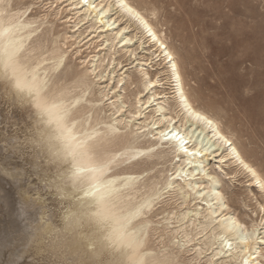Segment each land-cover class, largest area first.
<instances>
[{"label": "bare ground", "instance_id": "6f19581e", "mask_svg": "<svg viewBox=\"0 0 264 264\" xmlns=\"http://www.w3.org/2000/svg\"><path fill=\"white\" fill-rule=\"evenodd\" d=\"M56 2L60 4L58 11H54L57 15L62 13L61 5L66 7L65 10L73 11L74 24L68 25L72 34L68 31L59 34L53 26L44 30V25L49 22V14H27L31 5L21 10L17 5L19 0H6L0 6V159L26 171L22 186L18 188L14 184L21 209L15 214L18 224L6 231L5 247L8 252L16 258L28 252L46 259L54 256L52 260L55 262L69 260L75 264H173L175 253L170 250L175 248V242L180 243L181 253L184 246L202 234L203 239L194 246L196 255L183 262L195 264L205 254L209 255L205 263L217 257L220 264H233L239 259V250L233 247L229 255L223 241L234 243L239 226L244 225L247 230L257 228V236L249 245L250 252L253 256H264L260 247V244H264V236H258L260 222L254 219L251 224H246L233 211L226 192L221 189V179L215 171H208L205 162L215 153V157H220L219 164H233L250 177V186L257 187L263 193L256 180L264 183V178L232 136L224 131L221 122L190 98L174 51L144 10L131 0H87L86 5L82 0ZM122 3L129 4L140 14L156 40L149 36L142 24L125 13L120 7ZM93 5L95 9L103 5L102 12H97ZM112 10H116L117 17H113ZM123 19L125 24L121 26L118 22ZM88 23L97 33L90 40L103 38L101 49L107 48L111 56L108 64H114V55L119 52V47L129 52L130 56L136 53L135 48L128 47L138 33L141 34L140 39H148L166 65L169 75L166 76L172 84L173 95L152 91L143 98L145 91L157 87L161 81L160 78H152L145 68L140 70L138 80L124 72L116 81L114 89L122 88L123 91L138 83L134 101L125 92L117 94L114 91L115 95L108 97L110 93L107 88L118 67L111 70L112 75L110 73L108 78L111 82L101 85L99 96L89 98L90 82L101 84L105 81L107 74L98 68L104 67L108 57L99 54L88 56L89 60L81 61L86 63L82 73L66 63L68 53L73 51V46L79 43V38L84 34L82 26ZM36 24L40 25L39 35L34 32ZM132 26L137 32L128 34ZM161 44L167 46L169 55L173 57L171 64L163 59ZM81 52L78 46L75 53ZM61 57L63 66L57 63ZM14 78H18L21 89L31 90L46 110L38 119H35L34 112L39 110L30 106L26 92H18L11 84ZM87 78L91 79L90 82ZM150 84L152 87H149ZM181 91L187 98L188 113L178 95ZM171 98L174 99L172 104L169 102ZM109 99L111 112L107 114L105 111L103 115V108L98 105ZM123 112L127 114L122 116ZM197 112L213 119L215 132L196 121ZM181 117V137L189 140L190 145L196 139L190 135L194 129L201 137L197 145H211L214 151L205 152L203 157H193L190 146L189 153L185 154L180 151L175 139L170 136L165 140L161 136V132L170 135L174 128V125L167 123L168 120L179 121ZM135 120L137 122L134 123ZM187 124L192 127L185 131ZM41 133L51 139L52 150L57 154L55 169H50L46 161L42 162L30 144L22 154L13 151V145L26 144L33 134ZM220 137L231 140V148ZM231 149H235V155ZM171 155L174 156L171 158ZM168 156L170 159H166ZM161 159L164 162L172 161L173 173L164 176L163 169L153 173ZM190 164H200L202 168L192 175ZM245 165L255 172L254 177L245 170ZM180 170H183L182 176L177 180L175 174ZM54 172L57 173L58 190L53 184L46 183V179H53ZM184 173L189 175L185 178ZM30 189L36 193L35 199ZM201 189L203 195L199 194ZM217 192L226 199V209L216 208L219 203ZM167 194H175L173 198L178 196L183 200L179 207L196 200L202 203H195L194 208L186 210L169 211L162 219L160 217L161 220L155 221L163 207L157 206ZM52 206L58 209L55 215ZM260 206L264 212L263 204ZM172 220L178 225L171 226ZM157 233L164 243L162 250L151 245Z\"/></svg>", "mask_w": 264, "mask_h": 264}, {"label": "rangeland", "instance_id": "374dc122", "mask_svg": "<svg viewBox=\"0 0 264 264\" xmlns=\"http://www.w3.org/2000/svg\"><path fill=\"white\" fill-rule=\"evenodd\" d=\"M131 1L142 11L144 10L143 12L151 20L156 29L163 34L166 44L174 51L190 98L197 106L221 122L224 131L232 136L249 161L259 168L258 170L264 178V0ZM17 5L21 10L31 5V12L35 15L40 16L48 13L49 22L44 25V30L46 27L53 26L59 34L65 31L72 34L70 32L72 29L68 28V25L74 24L73 11L71 12L69 9L65 10L66 7L64 8V5H61L63 9L62 13L57 15L56 12L60 4L56 0H19ZM34 5H39V7H33ZM31 12L28 11L27 14ZM111 14L113 17L118 16L116 10H112ZM65 20H70V22H64ZM118 24L124 26L125 19L119 21ZM89 25L90 23L82 26L81 29L84 31V34L79 38V43L73 46V51L68 53L66 60L69 67L82 73L86 63L83 64L81 61L89 60L90 57L88 56L99 54L101 57H108V60L106 59V62H104V67L98 68V70H104L105 75L107 74L104 78L105 81L97 84L90 82L91 79L87 78L91 83V94L87 95L89 98L91 96H99L101 85L105 86L111 82L108 80L110 73L112 75L111 70L118 67V69H115L112 83L107 88V91L110 93L108 97L114 96V91L117 94L125 92L131 99L133 97L132 100L134 101V93L138 89V83L130 85L131 87L128 86L126 91H123L122 88L114 89V87L122 73L125 72V75L138 80L140 77L139 73H141L140 70L145 68V70L149 71L152 78H160L161 81L157 84V87L155 86L152 90L145 91L143 98H146L152 91L168 92L169 96L173 95L171 93L173 91L172 84L169 77L167 78L169 75L166 72V65L159 59V51L156 50V47L150 46L148 39H140L141 34L138 33V39L134 38L128 47L130 49L135 48L136 53L130 56L129 52L119 47V52L114 55L116 60L112 65L108 64L111 62L109 61L111 56L108 55L107 48L101 49L103 38L97 39L96 37L90 40L97 33H94L95 29L90 28ZM132 27L127 32L128 34L137 32L135 27ZM62 42L63 40H61ZM71 43L72 41L65 48ZM78 46L82 49V52L79 54L75 53ZM152 51L155 53L153 54ZM141 63L144 65L142 66ZM105 67L108 70H105ZM110 89L113 90L111 91ZM171 99H169V102L172 104L174 99ZM110 101L111 99L106 100L104 103H99L98 107L103 108V115L105 111L107 114L111 112L108 106ZM125 114L127 112H123L122 116ZM165 149H167V146H165ZM214 154L208 157L205 164L209 172L215 171L217 175L218 170H223V177L219 175L218 177L221 179V189L226 192L227 200L233 211L246 224H251L254 222V219L260 222L264 218V212L263 210L261 211L262 208L260 206V204L264 206V193L257 187L250 186V177L243 171L235 168L233 164H219L220 157H215ZM173 156L171 155L170 157L172 158ZM170 157L168 156L166 159H170ZM0 161L3 160L0 159ZM164 161V159L160 160L153 173H158L160 169L164 170V176L173 173L174 170L172 168L174 164H171L172 161ZM234 170L236 173H234ZM14 188L15 185L9 178L0 177V194L3 193L6 198L2 199V201L0 200V264H11L13 259L17 260L19 264H28V262L29 264H47L51 259L49 264H56V260H52L55 259L54 256L46 259L43 256L38 257L27 252L16 258L5 247L7 242L6 231L15 224H18L15 221V214L21 209L18 195L15 193ZM172 196L165 195L163 202L157 206L163 207L160 211L161 214L154 218L155 221L161 220L169 211L186 210L194 208L195 203H202L201 200H196L191 204H184L179 207L183 200L178 196L174 198ZM51 209L54 215L56 213L55 210L58 211L54 206ZM162 211L165 212L162 213ZM3 212L4 215L2 214ZM172 222L171 226L178 225L174 223V220ZM259 232V237L264 236ZM201 236L202 234L198 235L197 239L189 243L187 247H183V251L180 253L182 260L187 261L196 255L194 246L203 239ZM151 245L156 249H164V243L161 237H159V233L154 235ZM263 246L264 244H260L261 249L264 251ZM184 250H189V252ZM207 256L209 255L203 254L195 264H208L205 263Z\"/></svg>", "mask_w": 264, "mask_h": 264}, {"label": "snow or ice", "instance_id": "6c2138e0", "mask_svg": "<svg viewBox=\"0 0 264 264\" xmlns=\"http://www.w3.org/2000/svg\"><path fill=\"white\" fill-rule=\"evenodd\" d=\"M6 0H0V6H3L5 4ZM82 2L86 5L87 0H82ZM33 7H39V5H34ZM95 9V5L92 6ZM121 8L124 9L125 13L129 15L130 18L136 19L140 24H142L145 28V30L148 32L149 36L153 40H156L155 34L152 32L151 28L148 26L147 22L143 20V18L140 16L138 12H135V9L131 7L127 3H122L120 5ZM103 5L101 6L100 9H95L97 12H102ZM31 8H29L27 11L31 12ZM40 25L36 24L34 26V32L39 35V30ZM160 48L163 52V59L171 62L173 61V57L169 55L167 51V46L164 44L160 45ZM61 66H63V58L57 62ZM178 79V77H176ZM13 86L16 88L18 92H26L27 97L29 98V104L32 108L39 110L38 112H34V117L35 119L39 118L40 114H43L44 110L42 106L40 105L39 101L35 98L31 90H25L21 89L18 78H14L12 83ZM149 87H152L150 84ZM180 97V101L182 104L185 105V112L188 113V108H187V98L184 96L183 92L178 93ZM189 116L191 118V114L189 113ZM182 117L180 118L179 121H173V120H168L167 123H171L174 125V128L171 130V133H165L161 132V136L165 139L168 140L171 136L172 139H175L178 142V146L180 151H182L185 154L189 153V146L192 149L191 155L193 157L199 156L203 157L205 152H211L214 151L212 149L211 145L208 144H201L200 146L197 145V141H200L201 137L198 132H195L193 129L192 133L190 135H194L196 137L195 140L191 142L189 145V140L183 139L180 135V130H179V123L182 122ZM195 119L196 121L200 122L202 126H206L207 128L211 129L213 132H215V128L213 127L214 121L213 119L209 118L206 115H202L201 113L197 112L195 114ZM167 123L165 126H167ZM191 124L185 125V131H187L189 128H191ZM220 139L223 141L225 145H228L229 148H231L232 141L225 139L224 137H220ZM30 144L32 146V150L35 154L40 155V159L42 162L46 161L47 165L49 166L50 169H55V158L57 154L52 150L51 147V139L46 138L43 133L40 135H35L33 134L32 138L27 141L26 144H15L13 145V151L17 153H24L27 151V145ZM233 154L235 155V149H231ZM231 162V161H229ZM189 167L192 168V175L196 174V171L198 169H201L202 166L200 164H195V165H189ZM245 170L248 173H251V175L254 177L256 174L253 172L252 169L248 168L246 165L244 166ZM182 171H177L175 174V178L177 180L181 179L182 176ZM53 179L52 180H47L46 183H51L53 184L54 187L58 190V185L56 183L57 180V173L54 172L52 173ZM188 173H184V177L186 178ZM218 175L223 177V170L220 169L218 170ZM0 177H7L10 179L12 183H14L18 188L22 186V184L25 181L26 177V171L20 167H15L11 164H8L6 161H0ZM256 183L259 185V187L264 190V183H262L259 180H256ZM32 192V198H36V193L34 190H29ZM200 195H203V189L200 190ZM216 197L219 198V203L216 205V208H222L226 209L227 208V201L226 199L220 195L219 192L216 193ZM4 195L0 194V200L4 199ZM215 211V209H214ZM222 213H219L220 215ZM260 234L264 235V218L261 219L260 221ZM257 236V228L252 227L251 230H247L244 225H240L237 231V236L234 241V243H228L227 241H223L225 243V246L229 249V255L231 254V249L235 247L236 249L239 250V259L238 261H234L233 264H264V256H253L252 253L249 250V245L251 242L255 240ZM187 247V246H186ZM170 251H173L175 253L173 264H186V262H183L180 256V243L177 241L175 242V248L171 249ZM11 264H19L17 260H13ZM56 264H75V262L69 261V260H58ZM208 264H220L219 259L217 257H213L212 260L208 262Z\"/></svg>", "mask_w": 264, "mask_h": 264}]
</instances>
